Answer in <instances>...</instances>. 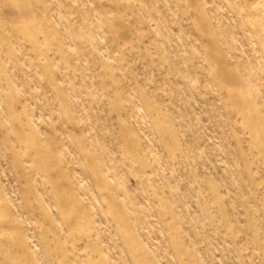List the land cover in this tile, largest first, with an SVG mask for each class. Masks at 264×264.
Masks as SVG:
<instances>
[{
	"label": "rangeland",
	"instance_id": "1",
	"mask_svg": "<svg viewBox=\"0 0 264 264\" xmlns=\"http://www.w3.org/2000/svg\"><path fill=\"white\" fill-rule=\"evenodd\" d=\"M0 264H264V0H0Z\"/></svg>",
	"mask_w": 264,
	"mask_h": 264
}]
</instances>
